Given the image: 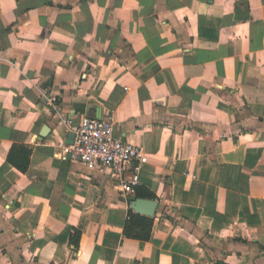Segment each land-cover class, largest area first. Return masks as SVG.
Instances as JSON below:
<instances>
[{"label":"crops","instance_id":"crops-1","mask_svg":"<svg viewBox=\"0 0 264 264\" xmlns=\"http://www.w3.org/2000/svg\"><path fill=\"white\" fill-rule=\"evenodd\" d=\"M81 114L143 147L147 240ZM0 264H264V0H0Z\"/></svg>","mask_w":264,"mask_h":264},{"label":"built area","instance_id":"built-area-1","mask_svg":"<svg viewBox=\"0 0 264 264\" xmlns=\"http://www.w3.org/2000/svg\"><path fill=\"white\" fill-rule=\"evenodd\" d=\"M47 100L59 110L54 96ZM60 121L73 133L72 142L61 143L64 146L63 159L80 162L89 169H108L125 196L134 193L135 186L140 183L141 165L147 161L143 147L116 136L110 115L81 114L75 126L72 115L62 116Z\"/></svg>","mask_w":264,"mask_h":264},{"label":"trees","instance_id":"trees-1","mask_svg":"<svg viewBox=\"0 0 264 264\" xmlns=\"http://www.w3.org/2000/svg\"><path fill=\"white\" fill-rule=\"evenodd\" d=\"M14 147H16V145ZM19 148L26 155L27 148L23 146L22 147L19 146ZM8 160L14 163L17 167H19L22 170L26 168L27 162H24L23 164L24 160L22 159V157L19 161H16L12 156V152H9ZM136 195L144 196L139 191H136ZM146 196L151 198L153 197V194L148 193ZM151 226H152V217L134 212L132 208L130 207L128 208L126 222L123 227V233L125 236L147 240L150 236ZM78 235H79V232H77V239H78ZM75 243H77L76 239H75Z\"/></svg>","mask_w":264,"mask_h":264},{"label":"water","instance_id":"water-1","mask_svg":"<svg viewBox=\"0 0 264 264\" xmlns=\"http://www.w3.org/2000/svg\"><path fill=\"white\" fill-rule=\"evenodd\" d=\"M98 117V116H96ZM47 133L46 128L44 127L40 132L41 135H45ZM73 133H70L67 142H72ZM129 199V206L137 213L153 216L155 210L157 208L158 202L156 199L153 198H146V197H136L135 195L131 194L128 196Z\"/></svg>","mask_w":264,"mask_h":264}]
</instances>
